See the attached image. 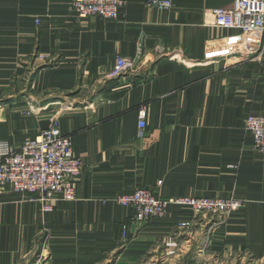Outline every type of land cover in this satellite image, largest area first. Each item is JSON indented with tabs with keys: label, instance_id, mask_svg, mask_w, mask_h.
I'll return each mask as SVG.
<instances>
[{
	"label": "crops",
	"instance_id": "obj_1",
	"mask_svg": "<svg viewBox=\"0 0 264 264\" xmlns=\"http://www.w3.org/2000/svg\"><path fill=\"white\" fill-rule=\"evenodd\" d=\"M148 1L77 19L72 0H0V141L56 117L83 162L76 198L52 211L0 192V264H264V155L245 129L264 115V34L214 25L233 0ZM116 55L137 69L109 78ZM137 188L242 206L219 224L173 203L134 222L114 197Z\"/></svg>",
	"mask_w": 264,
	"mask_h": 264
},
{
	"label": "built area",
	"instance_id": "obj_2",
	"mask_svg": "<svg viewBox=\"0 0 264 264\" xmlns=\"http://www.w3.org/2000/svg\"><path fill=\"white\" fill-rule=\"evenodd\" d=\"M123 3V0H72L70 11L77 19L91 16L115 19ZM147 3L160 10L173 5L172 0H149ZM212 15L217 27L236 28L246 34H264V0H233L231 8L213 9ZM258 53L261 54V51ZM37 58L45 60L46 56L39 54ZM136 69L134 59L116 55L109 78H117ZM138 126L140 129L145 127L142 108L139 110ZM245 129L253 136L254 149L264 155V115L249 113L245 118ZM82 166L81 158L73 153L70 137L62 133L59 120L52 117L46 128L19 147L0 141V192L9 187L17 194L34 195L30 200H37L42 211H52L55 202L76 198V183ZM114 201L132 209L131 219L134 222L163 218L168 204L173 203L190 207L196 216L212 214L218 218L219 224L242 206L241 200L233 197L186 196L162 199L146 188L118 194ZM191 224L193 219H187L180 220L177 226L185 228ZM122 236H126L125 228Z\"/></svg>",
	"mask_w": 264,
	"mask_h": 264
}]
</instances>
